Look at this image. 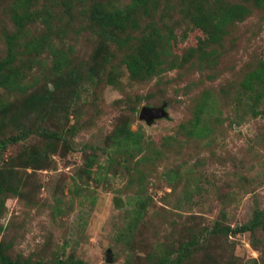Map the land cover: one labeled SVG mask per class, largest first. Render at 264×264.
<instances>
[{"label":"rangeland","instance_id":"374dc122","mask_svg":"<svg viewBox=\"0 0 264 264\" xmlns=\"http://www.w3.org/2000/svg\"><path fill=\"white\" fill-rule=\"evenodd\" d=\"M77 260L264 264V0H0V264Z\"/></svg>","mask_w":264,"mask_h":264},{"label":"water","instance_id":"95a60500","mask_svg":"<svg viewBox=\"0 0 264 264\" xmlns=\"http://www.w3.org/2000/svg\"><path fill=\"white\" fill-rule=\"evenodd\" d=\"M164 115V111L159 109H150L146 107L140 108L138 112V118L144 120L146 123H149L151 119L159 118Z\"/></svg>","mask_w":264,"mask_h":264},{"label":"trees","instance_id":"16d2710c","mask_svg":"<svg viewBox=\"0 0 264 264\" xmlns=\"http://www.w3.org/2000/svg\"><path fill=\"white\" fill-rule=\"evenodd\" d=\"M252 220H253V219H252ZM252 220H251V222L247 223L246 225L241 226V227L238 229V232H239V231H241V232H243V231H249V230L252 229V227L259 225V221L257 220V218H254L253 221H252ZM54 264H55V263H54ZM57 264H60V263L57 262ZM72 264H81V262L77 260V261H74Z\"/></svg>","mask_w":264,"mask_h":264}]
</instances>
